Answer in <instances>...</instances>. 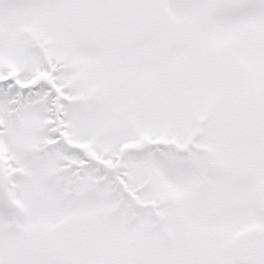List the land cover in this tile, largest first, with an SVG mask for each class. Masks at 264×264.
<instances>
[{
    "label": "snow or ice",
    "instance_id": "6c2138e0",
    "mask_svg": "<svg viewBox=\"0 0 264 264\" xmlns=\"http://www.w3.org/2000/svg\"><path fill=\"white\" fill-rule=\"evenodd\" d=\"M0 264H264V0H0Z\"/></svg>",
    "mask_w": 264,
    "mask_h": 264
}]
</instances>
